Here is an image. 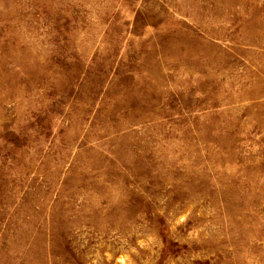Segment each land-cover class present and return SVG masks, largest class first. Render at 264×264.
Listing matches in <instances>:
<instances>
[{
    "label": "rangeland",
    "instance_id": "1",
    "mask_svg": "<svg viewBox=\"0 0 264 264\" xmlns=\"http://www.w3.org/2000/svg\"><path fill=\"white\" fill-rule=\"evenodd\" d=\"M0 264H264V0H0Z\"/></svg>",
    "mask_w": 264,
    "mask_h": 264
}]
</instances>
